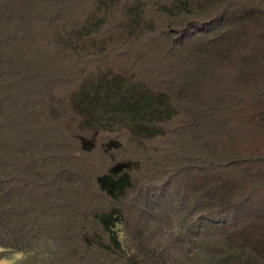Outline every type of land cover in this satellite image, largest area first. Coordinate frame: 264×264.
<instances>
[{
	"label": "trees",
	"instance_id": "16d2710c",
	"mask_svg": "<svg viewBox=\"0 0 264 264\" xmlns=\"http://www.w3.org/2000/svg\"><path fill=\"white\" fill-rule=\"evenodd\" d=\"M71 133L107 155L123 133L180 144L159 179L128 157L83 182ZM171 239L197 264H264V0H0V260L171 264Z\"/></svg>",
	"mask_w": 264,
	"mask_h": 264
},
{
	"label": "rangeland",
	"instance_id": "374dc122",
	"mask_svg": "<svg viewBox=\"0 0 264 264\" xmlns=\"http://www.w3.org/2000/svg\"><path fill=\"white\" fill-rule=\"evenodd\" d=\"M120 8V6H119ZM120 15L119 12H114L111 17L112 19H116ZM155 19L158 22H162L161 19H159L157 16H155ZM45 37V35L43 36ZM161 39V38H159ZM161 43L160 40L158 44ZM146 46L143 48L146 50V53H148L150 56L153 55V53L157 52V45L153 41H149L148 43L145 44ZM75 58H73L74 61ZM75 59V62L70 65V63L65 62L62 63L60 66L62 68L66 69H71L72 67H76L79 62ZM118 61V60H117ZM102 62V61H100ZM72 66V67H71ZM71 86L70 84H62L60 81L54 84V89L56 90H61V89H67ZM58 88V89H57ZM178 117H174L167 125L166 127H170V130L172 131L174 128V125L178 122L177 120ZM55 125H53L54 127ZM114 134L109 133L107 135H103V137L106 139L113 138ZM175 136V137H174ZM174 136H161L154 138V140H148L146 142H143L144 144L138 145V142L135 141H130L127 135L123 134H118L117 137L123 139V148L119 152H113L112 154H105L101 152V147L100 143L96 145V148L92 152H87L83 151L82 149H79L76 144L74 143L72 137L73 134L71 133L70 136H66V142L67 146L65 147L60 146L61 148H64V150L60 149V154L68 161L71 162L72 169L77 170L80 173V176L83 178V182L87 178V176L93 174L95 171H103L105 170V167L107 166L108 163L112 162L114 159H121V158H134V159H139V164L141 171H139L137 174H135L138 182L145 183L149 179L154 178L156 175H159V172L161 171V168H153L152 163H155L158 166H161L158 161H159V156L162 153H165V151L168 148H176L179 143V138L177 135ZM217 135L214 137L216 140ZM69 141V142H68ZM158 159V161H157ZM164 169V168H163ZM159 179V177H155ZM164 180V179H163ZM162 180V181H163ZM161 183V182H160ZM139 186V183H138ZM169 220H164L162 224L166 226V223ZM170 222V221H169ZM88 223L82 222L79 225H75L77 230L82 229L83 227H86ZM158 229V227L156 228ZM155 239L160 238L159 236H155ZM161 240V238H160ZM218 243L215 244L216 246H219V239ZM213 244V242H211ZM198 245L197 247H199ZM166 250L165 252H170L171 254L167 255V258L170 260L171 264H189L191 263H200V261H203L202 257L200 255L197 256V260H195V257L188 256L187 254H183L180 252L178 245L176 242H173V240L168 241V245L165 246ZM19 256V255H18ZM20 257V256H19ZM207 258V257H206ZM0 264H11V260L9 259H2L0 260ZM155 264H163L162 262L159 261V263Z\"/></svg>",
	"mask_w": 264,
	"mask_h": 264
}]
</instances>
